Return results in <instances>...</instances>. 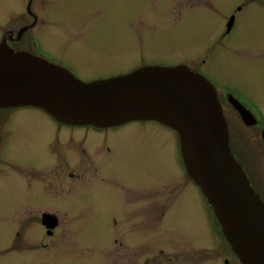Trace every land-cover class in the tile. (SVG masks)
Returning <instances> with one entry per match:
<instances>
[{
  "label": "rangeland",
  "instance_id": "rangeland-1",
  "mask_svg": "<svg viewBox=\"0 0 264 264\" xmlns=\"http://www.w3.org/2000/svg\"><path fill=\"white\" fill-rule=\"evenodd\" d=\"M48 1L54 7L52 26L46 27V22H42L43 25L34 28L42 46L75 63L78 71L88 78L115 70H129L139 56L190 59L206 51L209 33L195 26L198 22L185 6L190 1L46 0L47 4ZM233 1L218 0L221 9ZM166 3L171 6L164 12ZM24 7L25 0L23 3L22 0H0V40L6 29L19 27L21 21H14ZM206 15L208 19L201 28H210L212 23V28H222V17L216 13L213 16L211 11ZM237 25V28H245L244 46L251 40L252 28H264L254 7L238 15ZM20 45L26 47L24 43ZM216 63L221 68L216 70L219 78L241 83L246 94L259 103L260 91L256 87H264V55L249 59L227 54ZM44 117L45 113L36 108L17 109L12 122L20 125L14 130L21 145L34 139L38 127L35 124L32 126V122ZM132 121L144 122L134 124L133 128H137L138 132L130 130L134 135V144L131 145L136 149L133 151V146H129L124 152L133 151L137 155V149L140 150L141 160L139 165H135V175L142 176L140 167H147L146 176L135 179L159 182L179 178L175 156L179 141L177 132L154 120ZM227 125L229 147L244 153L250 164L248 170L253 182L256 184L259 175L264 184V152L259 149V137L252 130L245 132L232 123ZM30 153L32 151L28 150L26 154ZM19 179V174L12 167L0 165V264H142L143 254L151 256L155 249L160 248L175 250V245L183 241L189 245L185 242L183 247H176L183 251V255L190 253L187 250L193 247L206 248L193 253L198 255L193 260L194 264L203 261L206 252H210L206 257L215 256L207 242L210 236L217 240L211 227L213 214L200 189L193 184H186L175 208L165 214L164 225H158L139 239L137 236L131 238L127 233V225L122 222L123 211L109 205L16 208L10 203L13 196L9 192ZM167 185L170 184L161 186H166V191H169ZM79 197L93 199L94 195L89 192ZM44 211L55 214L58 219V226L54 230L51 228L52 236L45 234L39 222ZM143 211L152 218L150 209ZM113 217L118 218L117 225L112 222ZM142 217L143 214L140 215ZM28 229L32 236H28ZM16 232L19 235H15ZM115 233L129 237L118 236L117 240H113ZM154 257L163 260L160 254ZM204 264L221 262L216 260Z\"/></svg>",
  "mask_w": 264,
  "mask_h": 264
},
{
  "label": "flooded vegetation",
  "instance_id": "flooded-vegetation-1",
  "mask_svg": "<svg viewBox=\"0 0 264 264\" xmlns=\"http://www.w3.org/2000/svg\"><path fill=\"white\" fill-rule=\"evenodd\" d=\"M186 1H190V4L185 6L191 10L193 18L198 22L195 26L200 31L205 29L209 33L206 51L190 59L139 56L132 67L136 69L146 65H184L203 75L214 88L216 100L224 114L227 129L229 122L236 127L238 126L241 131L252 130L259 137V149L264 152V87H256L260 91L258 103L250 97L251 95L246 94L241 83L219 78L216 71L221 69L216 63L217 60L223 59L227 54L241 55L249 59L260 58L264 55V28H252L251 40L247 41L245 46L242 42L245 38V28H237L238 15L252 7L256 8L259 23L264 26V0H234L231 5L224 9L220 8L218 0ZM220 1L225 2L227 0ZM52 6L49 1L47 4L46 0H25L24 11L14 21H21L19 27L6 29L0 41L5 38L6 43L14 50L26 51L43 57L52 63L67 68L83 81L105 80L125 74L133 69L131 67L129 70H115L88 78L86 74L78 71L75 63L62 59L44 48L34 28L39 27L42 22H46V27L52 26L54 20V7ZM167 6L168 3L165 5L164 12L171 5ZM180 10L181 8H179V12ZM210 11L213 12V16L216 13L222 17L224 20L222 28H212L213 23L210 24V28H201L204 27V22L208 19L206 14ZM141 33L142 31L139 36ZM21 43H24L26 47H22ZM236 105L245 111L246 118L241 116ZM27 107L42 110L45 117L40 121L32 122V126L35 124L38 131L34 134L32 141H26L21 145L17 131L14 130L20 125L12 121L17 109ZM143 122L129 121L109 127L73 125L54 119L38 106H0V165L12 167L20 176L19 181L14 185L15 188L10 186L11 191L9 193L13 196L10 203L20 209H47L64 206L95 207L97 204L120 208L124 213L122 222L127 225L125 229L131 238L134 236L139 237V239L143 238L148 231H153L158 225L162 224V227L166 222L164 220L165 214L168 210L175 208L186 184H193L197 188L198 186L186 173L179 141L175 147L179 178H175L174 181L163 179L159 182L135 179L146 176L147 167L145 165L143 168L140 167L142 176L135 175V165H139L141 159L139 158L140 150L137 149V155L133 154L136 148L131 145L134 144V135L130 130L138 132L137 128H133L134 124ZM160 124L168 127L163 123ZM90 131H92V136H90ZM229 134L228 131V142ZM249 134L251 135V133ZM246 136L251 138L249 135ZM129 146H133V151L125 153V149ZM229 149L232 150V155L240 164L251 187L264 203V184L261 177L257 176L255 184L250 176L248 170L250 164L243 156L244 153L242 151L241 153L236 152L232 147ZM28 150H31L32 153L26 154ZM166 183L170 184L167 185L169 191H166V186H161ZM89 192L94 195L93 199L79 197L86 196ZM152 198H157V200H152ZM144 209H150L153 213L152 218H149L147 213L143 211ZM210 210L212 212L211 208ZM46 214L55 215L44 211L41 213L39 222L45 234L52 236L53 230L58 224L52 228L53 230L48 228L50 221H44ZM141 214H143L142 218H140ZM57 221L58 219H56ZM117 221L118 218L113 217L112 222L115 225H117ZM213 221L211 227L217 240L210 236L207 242L212 249L210 251H213L211 253H215V256L213 258L206 257L210 253L206 252L202 257L204 258L203 261H199L197 264L216 260L221 264H243L232 251L214 215ZM27 231L28 236H32L31 230L28 229ZM15 235H19V233L16 232ZM118 236L125 239L129 237L127 234L115 233L113 240H117ZM185 242L175 245V250L160 248L155 249L151 256L143 254L141 256L142 264H194L193 260L198 255L195 256L193 253H198L199 250L206 248L192 246V249L187 250L191 252L183 255V251L178 248L183 247ZM176 247L178 248L176 249ZM156 254H160L163 260H157L154 257Z\"/></svg>",
  "mask_w": 264,
  "mask_h": 264
},
{
  "label": "water",
  "instance_id": "water-1",
  "mask_svg": "<svg viewBox=\"0 0 264 264\" xmlns=\"http://www.w3.org/2000/svg\"><path fill=\"white\" fill-rule=\"evenodd\" d=\"M25 105L73 125L155 120L173 128L186 173L206 198L232 251L243 264H264V203L229 149L224 114L202 75L184 65H150L82 81L64 67L12 49L3 38L0 106ZM45 220L49 228L56 225L50 214Z\"/></svg>",
  "mask_w": 264,
  "mask_h": 264
}]
</instances>
